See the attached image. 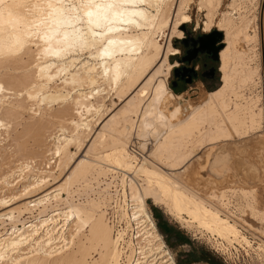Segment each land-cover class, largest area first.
<instances>
[{"label":"bare ground","instance_id":"obj_1","mask_svg":"<svg viewBox=\"0 0 264 264\" xmlns=\"http://www.w3.org/2000/svg\"><path fill=\"white\" fill-rule=\"evenodd\" d=\"M225 2L0 0L13 6L0 18V147L27 110V133L52 129L37 157L68 171L43 192L56 178L35 154L0 165V264H177L148 201L222 250H252L264 264V0H232L223 11ZM194 4L206 13L205 33L225 37L220 87L197 105L168 85L179 55L172 40L183 39ZM30 67L31 76L11 74ZM113 97L124 104L112 114ZM45 104L58 109L41 113ZM248 138L253 155L239 161L234 181L205 182L188 165L200 149ZM17 188L14 202L35 200L9 205Z\"/></svg>","mask_w":264,"mask_h":264},{"label":"rangeland","instance_id":"obj_2","mask_svg":"<svg viewBox=\"0 0 264 264\" xmlns=\"http://www.w3.org/2000/svg\"><path fill=\"white\" fill-rule=\"evenodd\" d=\"M231 1L232 0H226L225 5L223 6V11H225L226 6ZM189 15L192 18V22L188 25L181 27V29H180V30H182V32L184 34L183 39H179L176 36H174V39L172 40V46L179 51L178 56L170 58V63H172V64L178 63V66L174 70L179 68L182 65V63H184L183 60H182V63L179 61V59L181 57H183V55H184V50L182 48V42L184 40H189L190 38L197 39L199 36L210 35L213 32H219L217 29H213L212 32L205 33L204 23L206 22V18H205L206 13L200 12L199 8L196 4L191 6V10L189 11ZM222 34H223V40L221 43L224 44L225 37H224V33H222ZM224 46H225V44H224ZM87 56H88L87 54L84 55L83 59L87 58ZM26 60L28 61L29 64H31V62H30L31 60L30 59L28 60L27 58L25 59L24 63L26 62ZM28 63H27V65L26 64H24V65H26L28 67L29 66ZM203 63H208L209 65L217 66V63L213 64L209 61L208 58L205 57L203 59H199V62L196 64L199 66V74H198V77L195 78L192 82L181 83L180 87L177 90H172V82H173V80H175L174 70H172L170 77H169V81H168V85L174 93L181 94L186 102L187 101L188 102L190 101L191 103L193 102L194 103V104L192 103L193 105H197L198 102H201L203 94H206L207 92H214L215 90H217L220 87V84H221L220 61L218 64V71L219 72L216 74L214 79H209V78H206L203 75H201V73L203 72V70H202V64ZM27 72H30V74H28ZM31 72H32V70L30 67L27 70L21 69L20 71L13 72L11 74L14 75V73H15V76L16 75L18 76L20 74L19 77L23 76L24 74L31 76L32 75ZM23 96H24V98H26L25 95H23ZM23 99H19V100L24 102L25 99L24 100ZM14 100L10 99L11 102L13 101V103H15L16 99H14ZM10 101H9V103H10ZM23 102H21V103L23 104ZM24 104H26L27 106ZM24 104L23 105L26 107H28V105H29V108H30L31 104H33V103L28 104L27 100H25ZM123 104L124 103L120 102L115 97L108 99L106 102V106L108 109L111 110L110 113H112V114H113V111L116 112L117 110H119ZM44 106L41 107L42 108L41 113H43V112L45 113V111H46V113L49 114V112L53 113L55 110L58 109V105H56V104L49 105V106H47L45 104ZM46 107H48V108H46ZM33 108L35 109L36 107H33ZM51 111H53V112H51ZM3 112H5V110ZM27 112H28L27 110L24 111V113H27ZM24 113H22L23 116H21V118H19V120H21V121H18V119L15 121H12L14 124L11 123V125H10L11 126L10 127V129H11L10 130L11 131L10 136L8 138L4 137L5 140L2 143L3 145H1L3 147H0V162H1L0 165H4L6 167V166H8V164L11 160L15 161L17 159V160H20V162H21V160L24 158H27V156H30L33 158V154H35V153L42 156L43 154H41V153L47 147H50L51 137L49 138V134H51L52 129L51 130L49 129L50 132L47 129H46V131L42 130L41 132H37V134L39 133L40 135L36 134V136L34 135L36 133L35 131H31V132L27 133V131H25L26 130L25 124L28 125V122L30 123L29 117L31 115L28 116L29 112L27 114H24ZM22 118H23V120L24 119L25 120L22 121ZM37 119H39V118H37ZM20 123H21V125H20ZM16 124H18V126ZM100 128L101 127L98 128V125L94 128L91 137L88 139L86 145L83 147L81 152L76 157L77 163L81 159L86 157V152L88 150V148H86V146L90 145L91 140H93V138H94L95 131L97 132ZM14 137H16L17 140ZM18 137H22V138H19L20 140H18ZM11 138L12 139L14 138L15 140H12ZM248 140L245 139V142L242 143L241 145H239V143L242 140L241 139L237 140L234 145H231L228 148L223 147V145H221V146H219L215 149H211L209 151L206 149H200L196 154H194L191 157L190 163L188 165H190V164L194 165L196 172L198 173V176H197L198 179H201L205 182H207L209 180L214 181L216 183H220L222 181H229L230 178H233V175L236 173V169L240 170L239 165H238L239 161L242 159L248 160L247 157L253 155L252 154L253 152L251 150L253 148L254 141L250 140V138H248ZM12 141L15 142L16 144L13 143ZM20 141H21V143H20ZM25 143H26V145H25ZM18 144L25 145L24 149L26 148L25 149L26 151H24V153L26 152L27 155H26V153L24 154L23 152H20V153L16 152L18 150V147H17ZM237 146H239V147L237 148ZM1 148H2V150H1ZM12 149H14V150L16 149L15 150L16 153L14 152V150L11 151ZM27 149H29L28 152H27ZM7 150H10V151H7ZM11 152H12V154H11ZM72 152L76 153V149H72ZM18 154H20V155H18ZM21 154H22V156H21ZM2 155H3V157H2ZM35 155H34V157H37V155L36 156ZM12 156L15 157V160L12 159V158H14ZM18 156H20V157L18 158ZM41 156L37 157L40 160L39 159L35 160L36 165H37V163H39V162L41 163L43 161V159L41 160ZM46 156H47L46 160L50 164L48 162L46 163L43 161L41 166H40V163L38 165L41 169L54 172V174H55L54 176L56 178V181L53 182L52 178L49 179L50 185L48 187H46L43 190V192L44 191L46 192L47 190L51 189L52 187H54L56 185L62 184L64 182V179H65L66 174L68 172V171L65 172L61 176L60 171H58V169H57V165L54 163L55 160H53L49 154H47ZM48 156H49V158H48ZM45 163L47 164V167H46V165H44ZM243 164H245V161ZM38 165H37V168H38ZM50 166H51V168H50ZM231 180L234 181L235 179L233 178ZM226 186H229V184H226ZM17 189H19V188H17ZM20 190L21 189L16 190L17 192L15 191L14 193H8L7 192V195L5 196V198H7V201L11 200L9 205L14 207L16 205H21L24 203H30L33 200H35L34 198H31V197H25V198L18 200L17 202H14L13 197L17 196V195L19 196L21 194ZM238 198H239V196L232 197L231 202H236L235 205L238 202L240 203L241 200H240V198L239 199ZM148 208H149V211H150L151 215L153 216V218L156 222L157 227H158V224H161V227H160V229L158 227V230L161 233V235L163 236V239H164L167 247L170 249V251L174 255V258H175V261L177 264H208L206 262L190 263L188 258H187L188 255L192 254V253H196L197 256H201L202 251L206 255L215 258L220 264H259L256 261L255 256H253L252 250H249L251 256H248V253H246V251H244L240 247L238 248L239 253H237L232 248H230L229 252H228V250L226 252V251L222 250L221 247L220 248L217 247V245L214 242H210L207 237L202 238L200 235H196L192 231H189V230L183 228L182 225H180L175 220H173V218L168 216L162 207H158V206L153 205L152 201H148ZM4 210H5L4 208H0V213H2ZM248 237L253 242H256V240L251 235H248Z\"/></svg>","mask_w":264,"mask_h":264},{"label":"flooded vegetation","instance_id":"obj_3","mask_svg":"<svg viewBox=\"0 0 264 264\" xmlns=\"http://www.w3.org/2000/svg\"><path fill=\"white\" fill-rule=\"evenodd\" d=\"M200 37L201 36H199L195 40H198ZM187 44L188 45H186L185 42H182V48L184 50V55H183V57H181L179 59V61L181 63H182L183 58L186 57L187 53L194 49L192 46V41L189 40ZM205 57L208 58L211 63H213V64L217 63V66L209 65L208 63H203L202 64L203 72L201 73V75H203L204 77L209 78V79H214L216 74L219 72L218 71L219 61L213 60L212 56H210V55L199 53L197 58L191 64L182 63V65L179 68H177L178 72L174 73L175 80H173V82H172L173 89L177 90L180 87L181 83H188L189 80H190V82H192L195 78H197L198 74H199V66L196 64L199 62V59H203ZM185 68L192 69V70H194V72L189 73L186 76H183V71Z\"/></svg>","mask_w":264,"mask_h":264},{"label":"water","instance_id":"obj_4","mask_svg":"<svg viewBox=\"0 0 264 264\" xmlns=\"http://www.w3.org/2000/svg\"><path fill=\"white\" fill-rule=\"evenodd\" d=\"M192 41L193 50L188 52L186 57L183 58L184 63L191 64L198 56L199 53L207 54L212 56V59L215 61H220V52L224 48V44H222L223 34L220 32H213L210 35H203L198 40L189 39ZM189 40H184L183 42L188 45ZM174 72H178V70H174ZM194 70L185 68L183 71V76H186L189 73H193ZM190 82V80L188 81Z\"/></svg>","mask_w":264,"mask_h":264},{"label":"trees","instance_id":"obj_5","mask_svg":"<svg viewBox=\"0 0 264 264\" xmlns=\"http://www.w3.org/2000/svg\"><path fill=\"white\" fill-rule=\"evenodd\" d=\"M172 90H175V89H173V87H172ZM158 227L160 229L161 224H158ZM187 258H188L190 263L206 262L208 264H220L215 258L206 255L203 251L201 253V256H197L196 253H192V254H189Z\"/></svg>","mask_w":264,"mask_h":264},{"label":"clouds","instance_id":"obj_6","mask_svg":"<svg viewBox=\"0 0 264 264\" xmlns=\"http://www.w3.org/2000/svg\"><path fill=\"white\" fill-rule=\"evenodd\" d=\"M13 6L11 4H3L0 5V18H5L8 16L9 14V10L12 8Z\"/></svg>","mask_w":264,"mask_h":264},{"label":"snow or ice","instance_id":"obj_7","mask_svg":"<svg viewBox=\"0 0 264 264\" xmlns=\"http://www.w3.org/2000/svg\"><path fill=\"white\" fill-rule=\"evenodd\" d=\"M91 3H92V0H89V4L86 6H91ZM49 7H51V5H49ZM97 7H99V5H97ZM87 14L89 15V17L92 16V12H88ZM105 54H107V52Z\"/></svg>","mask_w":264,"mask_h":264},{"label":"crops","instance_id":"obj_8","mask_svg":"<svg viewBox=\"0 0 264 264\" xmlns=\"http://www.w3.org/2000/svg\"><path fill=\"white\" fill-rule=\"evenodd\" d=\"M167 235V234H166Z\"/></svg>","mask_w":264,"mask_h":264}]
</instances>
